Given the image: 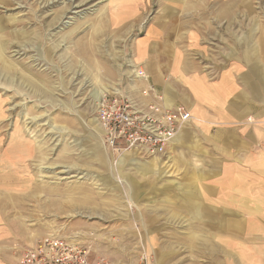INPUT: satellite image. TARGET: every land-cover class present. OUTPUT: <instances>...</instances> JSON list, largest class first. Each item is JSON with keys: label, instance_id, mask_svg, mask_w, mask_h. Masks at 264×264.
<instances>
[{"label": "rangeland", "instance_id": "rangeland-1", "mask_svg": "<svg viewBox=\"0 0 264 264\" xmlns=\"http://www.w3.org/2000/svg\"><path fill=\"white\" fill-rule=\"evenodd\" d=\"M116 1L0 0V264L48 233L94 264H146L171 240L142 228L170 201L172 161L111 149L96 119L102 93L143 100L147 86L142 26L114 27Z\"/></svg>", "mask_w": 264, "mask_h": 264}, {"label": "crops", "instance_id": "crops-1", "mask_svg": "<svg viewBox=\"0 0 264 264\" xmlns=\"http://www.w3.org/2000/svg\"><path fill=\"white\" fill-rule=\"evenodd\" d=\"M260 1L118 0L110 9L114 27L142 26L132 56L154 88L143 100L192 116L158 156L177 174L142 230L171 240L150 243L146 264H264Z\"/></svg>", "mask_w": 264, "mask_h": 264}, {"label": "built area", "instance_id": "built-area-1", "mask_svg": "<svg viewBox=\"0 0 264 264\" xmlns=\"http://www.w3.org/2000/svg\"><path fill=\"white\" fill-rule=\"evenodd\" d=\"M149 95L154 97L152 85L143 92V97ZM95 113L104 144L116 151H134L146 157L164 155L180 128L192 117L182 106L169 108L120 93H102ZM18 258V264H94L80 243L55 233L25 246Z\"/></svg>", "mask_w": 264, "mask_h": 264}, {"label": "bare ground", "instance_id": "bare-ground-1", "mask_svg": "<svg viewBox=\"0 0 264 264\" xmlns=\"http://www.w3.org/2000/svg\"><path fill=\"white\" fill-rule=\"evenodd\" d=\"M123 153H124V152H123ZM123 153H122V154H123ZM122 154H121V155H122Z\"/></svg>", "mask_w": 264, "mask_h": 264}]
</instances>
